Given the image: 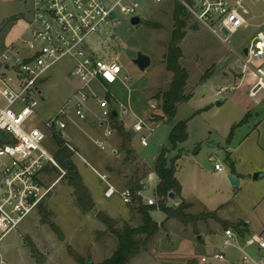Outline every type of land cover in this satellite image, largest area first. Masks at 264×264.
<instances>
[{
  "label": "rangeland",
  "instance_id": "374dc122",
  "mask_svg": "<svg viewBox=\"0 0 264 264\" xmlns=\"http://www.w3.org/2000/svg\"><path fill=\"white\" fill-rule=\"evenodd\" d=\"M229 1L235 5L238 0ZM175 2H141L143 10L138 26L125 19L114 33L103 34L110 43L113 57L119 59L123 68L122 82L103 87L95 85L92 92L99 99H110L119 114L124 112L121 106L126 110L121 121L109 122L113 134L105 149L97 145L98 141L105 143L107 138L106 128L99 126L102 117L96 100H92L85 110V121L74 117L64 131L68 141L76 147L77 154L72 160L88 185L94 210L83 213L73 189L62 179L43 203L47 216L37 211L18 230L5 237L0 245V262L3 264L107 262L117 249L118 240L100 222L98 214L114 220L118 231L126 226L138 227L140 222L134 220L135 215L121 198L106 200V190L99 175L108 176L110 183L121 192L127 189L135 173L148 174V166L154 167L155 158L162 149L170 151V161L176 160V178L182 186V197L193 204V209L187 213H213L224 222L249 224L250 234L264 232V176L254 179L256 174H264V91L251 97L256 80L242 62L244 50L259 31L258 25L264 22V0H243L248 11V26L230 37V48L191 16L185 29L186 38L180 46L182 65L190 75L186 92L192 98L179 105L175 119L167 122L162 113V101L154 98L165 92L172 81L163 55L174 27ZM31 14L29 0H0V51L20 37ZM139 53L151 58V65L145 71L134 64ZM70 68V61H63L50 72L51 80L44 88L47 97L40 104L39 117L32 121L34 127L41 128V121L51 119L72 93L75 82L69 78ZM124 78H130V81L123 82ZM217 102L222 106L218 107ZM245 118L247 122L237 127ZM137 121L151 126L153 133L147 129L141 134L135 133L133 127ZM181 122L187 124V140L175 152L171 150L169 138L173 127ZM115 124L123 126L133 137L138 158L147 165L140 161L131 164L124 155L115 159L122 148ZM232 132L233 137L229 140ZM142 136L148 138V147L141 145ZM45 147L52 154L57 150L52 140ZM112 151L118 152L113 155ZM212 156L222 165L223 172L215 170V163L210 161ZM49 171L51 175L45 178L46 187L59 177L52 168ZM229 175L240 181L238 190L231 186ZM147 186L145 184L144 201L155 197V183ZM180 202L181 198L169 201L167 205L172 207ZM152 217L160 224L165 222L160 211L154 212ZM227 229L233 228L210 218L189 227L169 220L148 249L130 264H229L213 258L219 251H223L230 261L242 256L235 248H223L222 233ZM202 258H207L208 263H202Z\"/></svg>",
  "mask_w": 264,
  "mask_h": 264
},
{
  "label": "built area",
  "instance_id": "2783aa9c",
  "mask_svg": "<svg viewBox=\"0 0 264 264\" xmlns=\"http://www.w3.org/2000/svg\"><path fill=\"white\" fill-rule=\"evenodd\" d=\"M146 1L161 4L165 0H29L32 14L25 30L6 50L0 51V245L9 233L18 230L39 210L52 189L67 176L55 155L45 147L49 140L55 144L54 134L75 154L77 151L64 131L74 117L81 121L87 119L85 110L92 100L97 101L101 110L106 138L113 134L108 125L113 113L116 112L119 121L126 115L124 106H121L123 114H119L107 98L99 99L92 88L122 82L123 68L119 59L113 57L110 43L103 34L114 33L125 19L131 22L140 18L141 2ZM176 1L225 47L230 48V37L248 26V11L243 0L235 5L229 0ZM258 30L246 48L247 54L242 57L245 70L256 80L250 93L253 98L264 91V22L258 25ZM63 61L71 63L69 78L75 82V87L51 119L42 120L41 128L34 127L32 121L39 117L38 109L47 97L44 88L51 80L50 72ZM145 129L153 133L151 126L142 121H137L133 127L137 134ZM140 142L143 147L149 145L146 136H142ZM97 145L105 149L102 143ZM210 161L215 163L217 172L224 171L215 156L210 157ZM49 168L58 172L59 177L46 187L45 178L51 175ZM99 178L106 185V199L119 197L124 205H134L128 189L120 192L108 176L99 175ZM139 196L147 206H158L157 197L144 201L143 194ZM180 205L181 202L172 207ZM222 245L224 249L235 248L242 256L230 261L219 251L213 256L215 261L264 264L263 234L243 237L227 229L222 233ZM202 263H208V259L202 258Z\"/></svg>",
  "mask_w": 264,
  "mask_h": 264
},
{
  "label": "trees",
  "instance_id": "16d2710c",
  "mask_svg": "<svg viewBox=\"0 0 264 264\" xmlns=\"http://www.w3.org/2000/svg\"><path fill=\"white\" fill-rule=\"evenodd\" d=\"M185 1L187 3L190 2V0ZM190 18L191 16L186 8L176 1L173 12L174 27L170 34L166 53L163 55L166 71L172 75V81L165 92L154 98V100L162 101V113L164 118L167 119V122H171L175 119L179 105L188 102L192 98L186 92L190 75L187 69L182 65L183 50L180 46L186 38L185 29L188 27ZM108 100L110 101V99ZM112 121L117 123L118 120L113 116ZM246 122L247 119L245 118L237 127H240ZM114 130L122 141V151L126 154V161L132 164L136 161L135 152L132 148V136L123 126L115 124ZM232 137L233 132L230 134L229 140H231ZM54 139L57 148L54 154L55 159L59 166L67 173L64 179L67 181L68 186L73 189L79 209L83 213L92 212L95 208V204L78 168L75 163H73L72 158L74 153L68 149L65 142L61 137L57 136V134H54ZM169 140L172 151H176L178 146L187 140L186 122L178 123L173 127ZM169 153V150L162 149L154 165V173L159 179V184L156 188L158 206L149 207L143 203V199L139 196V194L143 192V184H141L142 179L138 173H135L128 183L127 189L131 192L134 202V205L129 207L131 213L135 215L134 220L139 219L140 224L138 227L126 226L125 229L118 231L115 228L116 222L114 220L104 214H98L100 222L106 226L109 233L116 236L118 240L117 249L112 258L104 264H130L135 258L148 249L151 243L157 238L164 225H159L152 219L151 213L156 211H160L166 216L165 222L175 220L184 227L195 226L198 222L210 218L225 227L233 228V230L237 231L243 237L250 235L249 226H246L245 223L234 225L224 222L213 213L202 215L188 214L187 210L190 209L191 206L185 202H181L178 208L169 207L167 205L169 201H174L182 197V186L176 178V160L170 161L168 159ZM143 176H145V174H143ZM171 195L174 197L173 200L170 198ZM38 212L44 217L47 216L43 204L40 206ZM76 260L82 263L77 257Z\"/></svg>",
  "mask_w": 264,
  "mask_h": 264
},
{
  "label": "crops",
  "instance_id": "0c3cea01",
  "mask_svg": "<svg viewBox=\"0 0 264 264\" xmlns=\"http://www.w3.org/2000/svg\"><path fill=\"white\" fill-rule=\"evenodd\" d=\"M110 103H111V101H110ZM247 115V114H246ZM258 116H260V115H258ZM257 116V117H258ZM246 117V116H245ZM99 126L102 128V124H101V122H99ZM132 139H133V137H132ZM110 141H112V140H110ZM98 142H100V143H102V141H98ZM97 142V143H98ZM108 138L106 139V142L105 143H102L103 144V146L105 147L107 144H108ZM110 143V142H109ZM70 144L73 146V147H75L71 142H70ZM112 144V143H111ZM76 148V147H75ZM132 148H133V150H134V152H135V156H136V161L135 162H137V161H140V162H142V163H144V165H147L146 163H145V161H141L139 158H138V155H137V153H136V151H135V148H134V146H133V140H132ZM120 155H118L117 157H115V159L116 158H118L119 159V157L120 156H122V155H124V158L126 157V154L122 151V148H120ZM117 152L118 151H112V154L113 155H115V154H117ZM176 152V151H175ZM156 159H157V157L155 158V161H156ZM85 161V160H84ZM86 162V161H85ZM113 166V165H112ZM140 167V166H139ZM149 168H150V170L148 171V174L146 175V176H143V174H142V176H140V178L142 179V181H141V184H143V192H142V194H143V196H144V193H145V184H147V185H149L150 186V184H151V182H154L155 183V192H154V196L156 197V188H157V185L159 184V179H158V177L156 176V174L154 173V167H150V166H148ZM102 184H103V186H104V190H106V185L102 182ZM86 186H88V185H86ZM149 186H147V188H149ZM90 187V186H89ZM91 188V187H90ZM93 189L95 190L96 189V187L94 186L93 187ZM94 190H91V191H93V193H94ZM154 197V198H155ZM119 198V197H118ZM149 199H151V198H149ZM107 200V199H106ZM181 201L182 202H185L186 204H188V205H190L191 206V208L190 209H188L187 210V212H189L191 209H193V204H191V203H187L186 202V200L183 198V197H181ZM101 203H102V201H100ZM103 204V203H102ZM105 207H106V205H105ZM153 214H154V212H152L151 213V217L153 216ZM189 214V213H188ZM165 216V215H164ZM152 219H153V217H152ZM154 220V219H153ZM165 220H166V216H165ZM155 221V220H154ZM156 222V221H155ZM156 223H158V222H156ZM159 225H163L164 223H162V224H160V223H158ZM248 226H249V224H248ZM250 230V229H249ZM251 231V230H250ZM161 232V231H160ZM264 232H262V233H260V234H263ZM251 234H257V233H253V232H251ZM250 234V235H251ZM264 235V234H263Z\"/></svg>",
  "mask_w": 264,
  "mask_h": 264
},
{
  "label": "water",
  "instance_id": "95a60500",
  "mask_svg": "<svg viewBox=\"0 0 264 264\" xmlns=\"http://www.w3.org/2000/svg\"><path fill=\"white\" fill-rule=\"evenodd\" d=\"M140 23H141V19H140V18H134V19H132V21H131V24H132L133 26H138ZM224 35L227 36L228 33H227L226 31H224ZM244 54H245V55L247 54V49L244 50ZM134 64H135L136 66H138V68H139L141 71H145V70H147V69L150 67V65H151V58H150L149 56H147V55H144V54H142V53H139L138 56H137V58H136L135 61H134ZM217 105H218V107H221V106H222L221 102H217ZM113 116H114V117L117 116L116 112L113 113ZM257 116H258V114H257ZM262 175L264 176L263 173H258V174L255 175L254 179L257 180V179L260 178ZM228 180H229L231 186H232L235 190H238V189L240 188L241 183H240V181H239L238 179H236L234 176L229 175V176H228ZM170 198L173 200V199H174L173 195H171ZM246 226H248V224H246Z\"/></svg>",
  "mask_w": 264,
  "mask_h": 264
}]
</instances>
